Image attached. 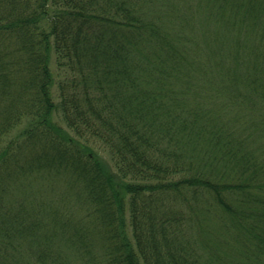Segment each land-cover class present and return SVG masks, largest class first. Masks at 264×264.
<instances>
[{"label": "trees", "instance_id": "trees-1", "mask_svg": "<svg viewBox=\"0 0 264 264\" xmlns=\"http://www.w3.org/2000/svg\"><path fill=\"white\" fill-rule=\"evenodd\" d=\"M0 264H264V0H0Z\"/></svg>", "mask_w": 264, "mask_h": 264}, {"label": "rangeland", "instance_id": "rangeland-1", "mask_svg": "<svg viewBox=\"0 0 264 264\" xmlns=\"http://www.w3.org/2000/svg\"><path fill=\"white\" fill-rule=\"evenodd\" d=\"M61 124L65 127V123L62 121Z\"/></svg>", "mask_w": 264, "mask_h": 264}]
</instances>
